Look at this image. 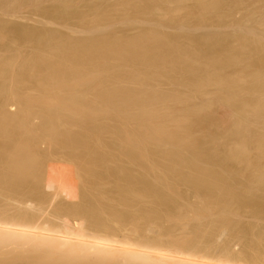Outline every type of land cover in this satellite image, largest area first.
<instances>
[{
	"label": "bare ground",
	"instance_id": "1",
	"mask_svg": "<svg viewBox=\"0 0 264 264\" xmlns=\"http://www.w3.org/2000/svg\"><path fill=\"white\" fill-rule=\"evenodd\" d=\"M31 1L29 2L38 4L37 2L40 0ZM125 1L123 2L125 3ZM127 1L129 2V0ZM172 1L178 3L177 5L179 6V8L175 6L178 9L174 11L175 15H177L176 17H181V13L177 14V12L179 10L184 12V7H188L187 5L184 6L186 3L189 1L191 3L194 2L193 4L196 5V8L194 10L188 8L182 18L186 16L195 17L200 24L209 23L213 20L220 21L219 16L211 14L221 8L229 7L226 0H148V4H153L155 8H161V6L166 7V5L169 6L170 3H174ZM245 1H247V4L249 3L251 8L253 7V4L251 5L252 0L251 2ZM257 1L259 0H253V2ZM260 2H263V0ZM263 3H260L262 5L261 11L264 10L262 9L264 7ZM22 5V0H0V9L6 13L8 11L12 12V10L16 11L15 9L20 7L23 9ZM171 6L169 7L171 8L170 10L175 8ZM255 7L257 8V6ZM162 9L166 10L167 13L168 8ZM170 10L169 14L173 15ZM209 14L210 16H208ZM168 15L167 17L170 16ZM263 15L264 11L261 12L260 19H257L259 22L264 19ZM180 17L178 19L181 21ZM172 20L174 21L175 19L172 18ZM263 21L262 23L264 24ZM175 22L177 21L175 20ZM213 22L215 23V21ZM260 25L259 27L263 26L261 22ZM248 27L246 26V28ZM16 33L17 41L31 40L44 50L56 48L61 55L63 54V56L60 55L61 57L64 58L65 56L71 58V61L73 59L78 60L77 63H84L81 59L83 54H80L81 50L78 54L77 51L72 50L74 48L71 49L68 43L53 42L56 37L52 32L42 36L40 33L38 34L26 27V29H17ZM159 34L143 32L139 38L122 36L112 40L114 41L113 43L110 42L111 40L103 38H101L102 42H100L101 39L98 40L100 43L91 40L92 42L87 44L88 55H92V59H90L94 62H102L104 59L112 60V64H114V61L122 63L124 60L142 62L143 64L145 62V67L150 70L157 66V63L160 62L162 64L163 59H160L159 52L161 48H165L170 54L167 53V56L172 57L181 65L179 68L182 72L183 82L195 87L198 90V94L206 86L226 87L229 93L227 92L225 102L235 107L234 115H232L233 112L230 114L231 111H228L229 113L226 111L224 114L220 112L222 114H220L221 117H223L214 121L207 114L210 107L200 106L197 102V105H193L196 107H189V105L194 104L191 103V101H195L191 100L193 95L187 97L190 102L187 105L191 109V111H189L190 109L187 111L188 107L179 105L180 101L185 103L187 100L182 99V96L178 97L176 95V97L174 96L176 93H172L173 104L176 102L179 107L183 106L177 112L173 105L170 107L168 104L171 101L169 95L164 97L165 94L161 95V93L158 94L156 91L155 93H144L145 89L143 90L140 87L147 80L150 72L147 71L141 74L142 72L138 73L137 70V74L131 79V83L136 86L134 93L132 91L135 97L133 99L136 103L133 101L134 106L131 109L123 106L124 104L122 106L118 105L119 112L115 110L117 105L106 97L108 98L106 103L111 101L112 104L116 105H111L112 109H115L113 111L107 109L108 112L111 110L112 113L116 111V113L126 115H121L120 119L121 117H127V119L123 118L125 122L120 120L122 122L119 123L115 133L114 148L118 149L117 151H120L121 155L117 152L116 154L120 156L111 157L112 155L110 156V154L106 155L109 160L114 161L115 165L113 167L108 165V159H104L105 157H97L99 154L94 153L96 150L93 148H90V150L92 149L94 152L88 151L89 148L87 150L86 148L84 149L83 145H88V147L90 145L87 143L83 144V140H73L74 142L71 141L73 143L70 145L68 139H65L67 140L66 143L68 142L67 146L70 145L77 151L82 148L83 152L89 156L88 159L85 155V160H87V164L89 161L90 163L85 167H82L85 165L82 163L83 165L79 167L86 179H83V175L79 176L84 183L88 181L91 187H88L90 190L92 189L98 194L93 199L89 198V194H84L80 199L82 193L79 195L80 190L77 185L79 182L77 180L80 177L77 175L78 178L75 175L76 172H73L75 169L71 166L64 167L62 166L64 164L60 165L61 163L59 165L56 162L51 164V158L49 164H45L47 160L41 155L42 153L40 154V143L43 142L42 137L45 135L43 134L44 136L41 137L42 133L35 129L33 121L36 118L44 120V127L42 125L39 131L43 130L42 127L46 129L45 133L47 131V134L45 137L47 138L49 134L53 135L52 130L58 129L56 125H54L56 129H53V124H50L51 126L48 125L52 115L55 117V115L61 114L60 111L62 110H68L72 116L87 115L89 112L91 115L101 116L104 113L103 111L102 113L100 112L101 110L98 111L101 113L99 115L96 113L97 111L91 112L93 109L90 110L88 107L87 109L81 103L76 104V101L71 100L73 98L70 97L71 99H69L60 95L65 90H75L88 80L87 78L82 81L83 75L88 74L84 76V79L89 77V75L90 77L91 75H96V70L93 69L96 64L89 61V58H85V54H83V59L89 62L87 67H85L86 63L84 64V70L86 71L87 68L88 73H82V67L75 64L74 61L68 63L69 60H60V58L56 60L58 54H53V56L56 55V57L54 56L55 58L48 57L49 59L54 58V61H52L53 59L48 60L43 54L44 51L37 50L33 54V61L42 65L43 68L38 66V64L36 65L38 66L36 71H39L37 69L41 67L44 71L39 72L46 74L48 79L37 81L33 89L39 90L43 94L31 96V93L29 94L28 92L24 97L19 95L24 107L16 116L6 114L5 109V113L1 112L2 109L0 110V264H264V224L256 225V222L254 225H243L242 222L240 223L237 220L239 219L237 218L238 216L243 217V213H240L241 210L249 207L250 209H248L251 210L255 219L264 221V197L259 198L258 195L260 194H257L259 191L253 193L256 190H252L248 186L244 190L238 189L226 177V173L218 171L219 169L203 167L204 164L202 165L201 162L204 160L213 161L214 155L206 148H202V145H200L201 137L196 132L200 124L203 125L204 130L202 131L205 134L207 128H211L215 123H218L221 127L226 125L225 129L221 128L222 136L226 137V139L223 138L221 141H225V143L227 141L226 147L224 146L226 155L232 158L237 157V159L238 157L244 159L249 157L248 147L252 146H248L249 143L256 142L264 145V132L262 131L264 129V93L259 94L260 96L262 94L261 97L255 94L258 92H256L257 89L264 88V39L260 40L259 37L258 39L254 36L260 40L259 42L250 34L248 36L241 35L242 37L238 36L235 38L237 40L236 46L229 39L230 42L227 41L228 43L224 45L227 52L225 50L226 54L224 55V52L223 56L221 55L222 53L220 56L216 55L218 50L214 51V47H212L214 44L210 43L211 46L207 48L205 45V51L201 52L194 50L196 47L193 43V50H184L188 56H185L186 54L184 53V59L183 56L177 57V55H180L179 52H183L178 47L179 45L171 42L170 39H165V35L162 37ZM99 36L101 37V35ZM215 47L217 48V45ZM250 57H254V60ZM169 58L168 60L173 61L172 58ZM79 59L81 62H79ZM249 59L253 61L252 64L249 63L251 61ZM28 61L20 59L19 65L15 69L13 58L0 57V80H5L0 83V92L3 93H0L1 103L8 101L9 95L17 93L15 90L16 86L18 87L25 83V80H22L21 77L29 72L30 64ZM134 68L131 69L133 70ZM226 69H228V72H225ZM30 74L32 75V73ZM11 77L14 79L13 81ZM80 77L82 80H79ZM9 78L10 81L7 82L8 80L6 81V79ZM111 82H105V84L109 85ZM102 86L101 89L103 88ZM29 88L32 87L30 86ZM110 90L109 92L111 93L112 90ZM114 92L116 93V91ZM65 94L67 93L65 92ZM112 95L110 94V97H113ZM194 97L196 96L194 95ZM217 99L219 98L217 97ZM106 103L103 108L109 105ZM220 107L223 109V106ZM82 108L90 111L86 110V114L84 112L85 109L83 110ZM104 111L106 112L105 109ZM88 115L93 118L90 114ZM116 115L119 116V114ZM126 120H129L128 123L130 122V125L134 124L133 128L128 123L126 124ZM72 121H74L73 118ZM214 126L212 127L216 129ZM48 130L51 133H48ZM212 132L204 137L211 142L217 141L219 134H216V136L214 135L216 131L213 132L214 134ZM69 135L68 138L71 140L72 136L69 137ZM75 135L73 137H76ZM48 138L46 139L47 142H45L44 138L45 143H48ZM166 138L174 143L173 146L176 147L177 151L169 152L163 148L161 141ZM87 139L89 140V138ZM50 140L49 138L48 144L53 142V140ZM61 141L59 142L62 144L64 139ZM48 144L45 145L49 146ZM65 144L63 143V148ZM51 145L50 147H52ZM55 145L53 149H55ZM263 145L262 154H264ZM151 146H156L154 147L155 151H153L155 155L150 151ZM44 147H42L43 150ZM63 148L61 147V149ZM65 148L64 152L67 150V147ZM73 151L71 152L72 155L74 154ZM186 152L191 153L192 156L187 157ZM51 155L53 160L54 154ZM47 158L49 159V157ZM122 158L126 161L123 162L129 163L131 167L121 164ZM246 161L249 164H247L248 166L256 167V165L253 166V161L251 163L250 159ZM141 162L144 164H139ZM138 164L145 166H143V169L142 166H138L142 170L132 167V165L137 166ZM215 164H220V162L217 161ZM72 165L74 166V163ZM257 167L255 169L256 174L251 173L250 176L253 184L249 182V185L247 182L248 184H245V186H253L256 185L254 183H258L261 186L259 188H264V165ZM81 178L80 180L82 181ZM43 182L46 185V189L51 192L48 205H46L45 201L48 199L49 195L47 192L49 193V191L45 192L46 189L44 188L47 196L42 193V188H40ZM88 183L86 182V184ZM182 185L192 188L189 189L194 191L195 197H198L194 199V202H192L193 199L192 201L190 200L191 194H188V189H186L188 192H185L183 188L180 190ZM241 188L243 189L242 186ZM262 191L264 192V190ZM253 194H257L258 197ZM59 198L62 201L63 199L66 200L68 203H55ZM77 199L83 202H77ZM234 242L242 246L240 250L234 249Z\"/></svg>",
	"mask_w": 264,
	"mask_h": 264
},
{
	"label": "rangeland",
	"instance_id": "2",
	"mask_svg": "<svg viewBox=\"0 0 264 264\" xmlns=\"http://www.w3.org/2000/svg\"><path fill=\"white\" fill-rule=\"evenodd\" d=\"M29 1H31V0H22L23 9H21V7L17 8V9H15L16 11L12 10L13 13L11 11H8L6 13V12H3V10L0 9V57L3 56V57H8V58H13L14 59V63H15V69L18 67L20 59L21 60L25 59L27 61L30 59L28 61V63L30 64L29 72L27 73V75H24V76L21 77L22 80H25V83L22 84V85H19L18 87L17 86L15 87V90L17 91V93L15 92V95H14V93L12 95H9V99H8L9 102L5 101L6 102V104H5V102L1 103V101H0V104H1L0 105V110L2 109L1 112L3 111V113L6 112V114H10V115H14V116L18 115L20 110L24 107L23 106L24 105L23 102L20 100L21 97H24V95H27L28 92H29V94L31 93V96H35V95H38V94H41V93L43 94V92L40 93L39 90L33 89L35 87L37 81L43 80V79H45V80L48 79V76L46 77V74H43V73L39 72V71H44V69L42 70V68H43L42 65H40L39 63H36L35 61H33V58H34L33 54H35L37 52V50L38 51H44L43 54H44L45 57H47L48 60L53 59L52 61H54L55 60L54 58L56 57V55H54L55 56L54 57L53 54H58L59 57L57 55L56 60H59V58H60V60L61 59L62 60H66V61L69 60L68 63L71 61L70 60L71 58H68V57H65V56H64V58L61 57V56H63V54L61 55L59 50L56 49V48L55 49L53 48V49H50V50L49 49L48 50H46V49L44 50L42 47H39L37 45V43H35L34 41H31V40H29V41L18 40L17 41V39H16L17 29H26V27H27V29H31V30L37 32L38 34L40 33V35H42V36H44V34H46V33L52 32V34L55 35V37H56L54 39L55 41H53V42L62 43V44L63 43H66V44L68 43V45L71 47V49L74 48L72 50L77 51L78 54H79V51L81 50L82 52L80 51V54H82V53L85 54L84 55L85 58H87V59L89 58L88 60L92 61V62H94V61L91 60L92 59L91 58L92 55L91 56L88 55L89 51L87 49L88 48L87 44H89L93 40H95L97 43H100V42L103 41L101 38H103V39H109V40H111L110 42L113 43L114 41H112V40L116 39L117 37H122V36H127V37H131V38H135V37L139 38V37H141L143 32L144 33L145 32L158 33V34L160 33L159 35H161L162 37L165 35V37H166V38L164 37L165 39H168V40L170 39L171 42H175L176 45H179L178 47H180L181 51H183V52H181L182 54L179 52V54L181 56L177 55V57L180 58V57L183 56L184 59H185V56H187V54H186V52L184 50L185 49H189V51H190V49L193 50V45H195V47L197 48V49L194 48V50L203 52V50L205 51V47L207 48L208 46H211V44L212 45L214 44L212 46V47H214V51L216 49L218 50V51H216L217 53L220 51V53H218V54L216 53V55L220 56V54L222 53L221 55L223 56V53L226 50L225 49L226 46H224V45H226L228 43L227 41H229V39H230V41L232 43L234 42V46L237 45V42H236L237 40H235V38H237L238 36H241V35L248 36L250 34V36H253V37L256 36V38L259 37L260 40H262V38L264 39V27H263L264 24L262 23V21L264 19L260 20L261 24L263 25L262 27H259L260 22L257 20L258 18L260 19V17L262 16V15L260 16V14H261L262 11H264V10L261 11V7H262L261 4L264 2V0H263V2H260L261 0H259L257 2H253V0H252L253 3L251 2V0H248V2L249 1L251 2V5L253 4L252 8H251V6H249V3L247 4V1H245V0L244 1L243 0H229V1L226 0L228 2L227 5H229V7L226 5L227 7L221 8V9H219L216 12L211 14V15L216 14L214 16H217V17L219 16V18H220L219 20L220 21L213 20V21H215V23L213 21H210L209 23H204V24L203 23L200 24L199 20H197V18H195V17L186 16L185 18H182V15H184V12L187 11L188 8L190 10H194L196 8V5L193 4L194 2L191 3L190 1H189L190 3L188 2V3H186L184 5V6H186V5L188 6L187 8L184 7V12L181 11V10H179L177 12V14L181 13L180 14L181 17L180 16L176 17L177 15H175V13H174L175 10H178L177 7L179 8V6L177 5L178 3H176L175 1H172L174 3H170L169 6H167V5H166V7L165 6H163V7L161 6V8L160 7L155 8V6L153 4H151V5L148 4V0H141V1L140 0H131V1L129 0V2L127 0L126 1L125 0H40L39 2H37L38 4L31 3L33 1H31V2H29ZM66 1H69V2H66ZM123 1H125V3ZM235 1L236 2L238 1L237 5H236ZM255 3H257V4L259 3V4L257 5ZM27 4H29V5H27ZM123 4H124V6H123ZM172 4H174V5H172ZM129 5H131V6L129 7ZM254 5L257 6V8ZM263 5H264V3H263ZM170 6L171 7L177 6V7L173 8L174 10L172 9L173 10L172 11V10H170L171 8H169ZM134 7H135V9H134ZM162 8H168L167 9L168 10L167 13H166V10L164 11V9H162ZM262 9H264V7ZM160 10L162 11V13H160L161 12ZM169 10L175 16L171 15V13L169 14ZM255 10H256V12L258 11L257 12L258 14L255 12ZM168 14L170 16H172V17H170ZM167 15L169 17H167ZM208 16H210V14ZM179 17H180L181 21L178 19ZM172 18L175 19L177 22H175V20L173 21ZM258 22H259V24H258ZM255 23H256L257 26L255 25ZM246 26L247 27L249 26V27L246 28ZM89 28H91L90 31H89ZM99 35H101V37ZM256 38L254 37V39H256ZM100 39H101V41L98 42V40H100ZM258 39H256V40H258ZM260 40H258V41L260 42ZM80 43H82V44H80ZM199 43H201L200 44L201 46L199 45ZM263 43H264V40H263ZM196 45H198V46H196ZM216 45H217V48L215 47ZM202 47H204V48H202ZM161 49H163V48H161ZM161 49H160V52H159V55H160L159 57H161L160 59H163L162 61L163 62L165 61L166 63L164 62V64H163V62H162V64H163L162 65L159 62V63H157L158 65L155 66L156 68L153 67L150 70L145 67L146 66V65H144L145 62L143 64L142 62L138 63V62H132V61H129V60H126V61L124 60L122 63L114 61V64H112L113 61L112 60L109 61L108 59H104L102 62L98 61L99 63L98 62H94L96 64V65H94L95 67H93V69L96 70L95 71L96 75L94 74L95 76L91 75V77H90V75H89V77L91 79L89 77H85V79H84V76H86L88 74L83 75L82 76L83 80H82L81 77H80L79 80L84 81L87 78H88V80L83 82V84L79 85L78 88H76L75 90L74 89L73 90H65L63 93H60V95L65 96V97H67L69 99L73 98L71 100H73L74 102L76 101L75 102L76 104L81 103L82 105H84V107L86 106V108L88 107V108H90V110L93 109V110H91V112L92 111L93 112L97 111L96 113L99 114V115L102 113V111L104 113H102L101 116L93 115V114L91 115V113L89 112L90 110L89 111L87 110L88 108L87 109L86 108H82L83 110L85 109L84 112L87 110L89 112L88 114H90L94 118L93 119L86 112L85 113L87 115H82L81 114L82 116H79V115L76 116V115H74L72 113L75 116L74 117V116L71 115V113L68 110H66V111L62 110L63 112L60 111L61 114H59L57 116L54 114L55 117L52 115L53 119L51 117L52 121L50 120V123H48L49 126H51L50 124H53V126L56 125L57 128L59 129V131L54 126L53 129H56L57 131L56 130H52V134L53 135L51 136L49 134V136H47V138L49 137L51 140H53L52 143L54 145L56 143L62 142L61 140H63V139H64V141H63L64 144L67 141L65 139H68V142H70V145L75 140H83V142L81 141L83 144L87 143V144L90 145L89 147H88V145H85V146L83 145L84 149L86 148V150H87L89 148L88 149V151H89L90 148H93L96 151L94 152V150L91 149L90 152L93 151L94 153H98L99 154V155L97 154L98 156L96 154H94V155H96L97 157H101V158L105 157L104 159H106V160L108 159V157L106 156L107 154H110V156L112 155L111 157L117 156L118 154H116V152L120 154V151H117L118 149L114 148V142H115V137H116L115 133L117 132L116 130L118 128L119 123L122 122L123 120H124L123 122H125V119H127V117L126 118L125 117H121V119H120L119 117L122 115V113H118V112L116 113V111H114L112 113L111 110L113 111V109L117 108L115 110L119 111L118 110L119 109L118 105L122 106L123 104H124L123 106H126L128 108L130 107V109L134 106L135 100L133 99V97H134L133 93H134V89L136 88V86L131 83L132 82L131 79H132V77L135 74H137V70H138V73L142 72L141 74H143L144 72L146 73L147 71L150 72L147 80L144 81L142 83V87H140L143 90L145 89L144 93L145 94L146 93H153V92L155 93V91H156V93H158V94L159 93H161V95L165 94V96L163 95L164 97H167L166 95H169L170 100H171L170 102H172V103L169 102L168 104H169L170 107H172L171 105H173V107H175V110H177V112H178V109H180L181 107L183 108V106L186 107V108L188 107L190 102H189V99H187V97L189 95H193V97L195 95L196 97H194V98L192 97L191 98V100H195L194 102L191 101V103H194V104L189 105V107H191L193 105H197V104L200 105V106H208V107H210L209 108V112L207 114H209V116L211 118H213L214 121H216L215 119H217V118H218L217 120H220L223 117V116L221 117V115L226 113V111L227 112L231 111L230 114H232V112H233L232 115H234L235 110H236L235 107H233V105H230L229 103L225 102L226 101L225 98L227 97V94L229 93V91H228V89L226 87H222L221 86L219 88L217 86L215 87V85H214V87H213V85H212V87L211 86H206V87L202 88L200 93L198 94V90L195 87H191V86H189V85H187V84H185L183 82L182 72H181V69L179 68V66H181V65L178 62H176V60H174L172 57L167 56V53L169 54V52H167V49L164 48L162 51H161ZM226 52H227V50H226ZM226 52L224 53V55L226 54ZM83 54L81 55V59H82V61H84V63L83 62L81 64L77 63L78 60L76 61V60H73V59H72V61H74L75 64H78V65H80L82 67L81 68V69H83L82 73H88V69L87 68H86V71L84 70L85 69L84 68V64L86 63L85 67H87V63L89 61L86 60V59L85 60L83 59L84 58ZM48 57H54V58H50L49 59ZM168 58L169 59L172 58L173 61L172 60H168ZM250 58L254 60V57H250ZM251 59H249V60H251ZM30 61H31V63H30ZM72 61H71V63H72ZM79 62H81L80 59H79ZM109 62H111V63H109ZM249 63L252 64L253 61L251 60V61H249ZM140 64H141V66H140ZM36 65L41 66L42 68L39 67V69H37L39 71H36V68H38V66H36ZM33 66L34 67L36 66V67L34 68ZM166 66H168V67H166ZM125 67H126V69H125ZM134 67H136V68H134ZM131 68H134V69L132 70ZM157 68L158 69L160 68V69L158 70ZM227 70L228 69H226L225 72H228ZM160 71H162L163 73L160 72ZM36 72H37V74H35ZM104 72H107V73H104ZM157 72H159V73H157ZM30 73H32V75ZM153 73H155V74H153ZM152 74H153V76H152ZM155 76H157L158 78L160 77V78L158 79ZM54 77L56 78V76H54ZM50 78H53V77H50ZM11 80L13 81L14 79L12 78ZM3 81H5V80L1 79L0 83L3 82ZM6 81L9 82L10 78L6 79ZM109 81L110 82L112 81L111 84H109V85L105 84V82H109ZM100 84H101V86H102V84H104V86L107 87V88L111 85L108 88L109 90L110 89L112 90V91L110 90L111 93L109 92V90L107 88H106L107 89V91H106L104 86H102L104 89L103 88L101 89ZM176 85H178V86H176ZM30 86L32 88H29ZM25 89H26V91H24ZM28 89H30V90H28ZM220 89H221V92H220ZM113 90L116 91V93ZM216 90H217V93L220 94V95H218L216 93ZM260 90H262V91H260ZM132 91H133V93H132ZM65 92L67 94H65ZM105 92H106V94H105ZM256 92L257 93H255V94H258V95L260 93H262V92L264 93V88L257 89ZM108 93H109V95H108ZM128 93H129V95H128ZM172 93L173 94L176 93V94H174V96H176V95H178V97L182 96V99H185V101L187 100L188 102L186 101L184 103V101L183 102L180 101L179 105H183V106H180V107H179L178 104H176V102H175V104H173L174 101H172V99H171V97L173 95ZM1 94H3V93H1ZM110 94H113L112 95L113 97H110ZM262 94H261V96H262ZM185 95H187V96L185 97ZM216 96L219 99H217ZM263 96H264V94H263ZM2 97H3V95H2ZM106 97H108L109 100H112L113 101L112 103L116 104L117 107L112 109V106L114 104H112L111 101H109V103H106L108 101V98H106ZM183 97H185V98H183ZM110 98H112V99H110ZM199 99H201V100H199ZM123 101H125V103L127 102L126 105H125V103H123ZM196 102H197V104H196ZM17 103H19V104H17ZM105 103L109 104V105H106L107 107L105 106V108H103ZM185 104H186V106H185ZM222 104H224V105H222ZM82 105H81V107H82ZM116 105H114V106H116ZM127 105H129V106H127ZM175 105H177V106H175ZM1 106H2V108H1ZM220 106H223V109H221L222 107H220ZM189 107L187 108V111H188V109H190ZM193 107H196V106H193ZM4 109H5V112H4ZM104 109L106 110V112L104 111ZM107 109L108 110L111 109V110L108 112ZM98 111H100L101 113H99ZM189 111H191V109ZM111 113L114 114V115L112 116ZM56 114H58V113H56ZM116 114H119V116H117ZM71 116H72L74 121H72ZM97 116L99 117V119H97L98 118ZM122 116H126V115L124 114ZM115 117H117L118 119L115 118ZM123 118H125V119H123ZM41 119L40 118H36L33 121L34 122L33 125H34L35 129L38 130L39 133H42L41 134V137H42L44 135L46 136L47 131L45 133L46 129L43 128L44 127V125H43L44 124V120H41ZM70 119H71V121H70ZM120 120H122V121H120ZM54 121H56V122H54ZM126 121H127L126 122V124H127L129 120H126ZM52 122H54V123H52ZM42 125H43V127H42L43 130H40L41 131L40 132L39 129H41ZM214 125H212V126H214L216 129H214L211 126V128L210 127L207 128L206 134H205L204 131H202V130H204L203 129V125L200 124L199 127H197V128H199L196 131V132H198L197 135L199 137H201L200 145H202V148L203 147H204V149L206 148V150H209L212 153V155H214V160L213 161L220 162V164H215V162L213 164V161L209 162V161L204 160L205 162L204 161L201 162L202 165L204 164L203 167L214 168L215 170L219 169L218 171L226 173L225 174L226 177L230 180V182L234 186L236 185V187H238V189L244 190V189H246L248 187L249 188L251 187L250 189L256 190L253 193H257L259 191L257 193V194L261 195V197H260V195H258L259 198H263L264 197V192L262 191V190H264L263 187L259 188L260 185L258 183H254L256 185L249 186L250 185L249 182H252L250 180L251 173L252 174H256L255 169H256L257 165H258L257 168H259L260 166L264 165V156H263L264 154H262L263 152L261 153V150L263 149V147H262L263 144L256 143V142L249 143L248 146L249 145H252V146L248 147L249 148V150H248L249 151L248 152V154H249L248 156L249 157L247 159H244L242 157H240V158L238 157V159H237V157L232 158L231 156L226 155L227 153L225 152L226 151L225 147H226L227 141H226V143H225V141H221V140H223V138L226 139V137L222 136V129H225L226 125H222V127L218 123H215ZM101 126H102V128H101ZM129 126H131V128H133L134 124H131V125L129 124ZM216 126H218V127H216ZM97 127H98V129L99 128L100 129L98 130ZM263 128H261V129H263ZM261 129H260V131H261ZM53 131H56V132H53ZM209 131L210 132L211 131H213V132L216 131V132H214L215 134L212 132L214 135L219 134V137L216 135L217 136V141L211 142V141H209L208 139H206L204 137L205 135L210 133ZM262 131L264 132V129ZM219 132H221V133H219ZM48 133H51V132H49V130H48ZM69 134H71V135H69ZM75 134H77L78 136L75 135ZM68 135H69V137L72 136L71 140L68 138ZM74 135L76 137H73ZM45 136L42 137V141L43 142L41 141L42 143H40V146H41L40 147V154L42 153L41 155L43 157H45L46 160H47V161L45 160L46 161L45 164L46 163L49 164L50 158H51V164L56 162V164L58 163L57 165H59V163H61L60 165L64 164V165H62L64 167L65 166L66 167H70L71 166V167H73V169H75V170H73V169L72 170H73V172H76V174L74 173L76 176L77 175L78 176L79 175L80 176L83 175V177H84L83 179H86L85 176H84V173L81 172V170L79 169V167H81L83 164H85V165H83L82 167H85V166H87L90 163V161L88 160L89 162L87 164V162H86L87 160H85V159H86V156L89 159V156L86 155L83 152V149L79 148L80 149V150L78 149L79 151H77V149L74 150V148H72V146H70V145L67 146L68 142L64 145V148H63V143L62 144L60 143L62 146L60 144H56L55 145V149H53L54 145L51 142H50V144H48L49 143V138H48V143H45V142H47V140H46L47 138ZM81 136H84L85 139H84V137H81ZM79 137H81L83 139H81ZM86 137L89 138V140ZM44 138H45V142H44ZM84 140H85V142H84ZM54 141H56V142H54ZM71 141H73V142H71ZM43 143L48 144L49 146H47V145H45ZM220 144H222V145H220ZM223 144H225V145H223ZM50 145L52 147H50ZM161 145L163 146V148L165 150H167L169 152L177 151L176 147L173 146L174 143H172V141L167 139V138L163 139L161 141ZM56 146H57V148H56ZM42 147H44V150H45V148H47L46 149L47 151L46 150L44 151L42 149ZM58 147L60 149L62 147L63 149H61V151H60V149ZM65 147H67V150H66L67 154H66V152H64L65 151L64 149H66ZM154 147H156V146H151L150 147V151L152 152V154H154L153 151H155ZM70 149H73L74 151L70 150ZM41 150L44 151V152H42ZM72 151L74 153L73 155L71 153ZM51 154H54L53 155L54 156L53 157L54 161L52 160V155ZM186 154H187V157L192 156V154L189 153V152H186ZM120 155H118V156H120ZM47 157H49V159ZM57 158H59V159H57ZM249 159H250L251 163L253 161L252 164H253V166L256 165V167L248 166L249 164L247 163L246 160H249ZM121 160H122L121 164L123 163L124 166L131 167V165L129 163H124L126 161L123 160V158ZM84 161H85V163H84ZM208 162H209V164H208ZM73 163H74V166L72 165ZM107 163H108V165L110 167H113L115 165L114 161L109 160V159L107 160ZM139 164H144V163L141 162ZM139 164L137 166H135V165L133 166L132 165V167L139 169V167L142 166V165H139ZM75 165H76V167H75ZM143 166H145V165H143ZM143 166H142V169H143ZM98 169H99V167H98ZM142 169L140 168L139 170H142ZM78 172H79V174H78ZM244 173H245V175H244ZM248 174H249V176H248ZM247 176H248V178H247ZM80 178L77 180V182L79 181L78 182L79 184L77 183V185L79 186L78 188L80 190L79 195L82 193L80 195L81 196L80 199L82 198V196L84 194H86V195L89 194L88 195L89 198H92V199L97 197L98 192L95 193L94 190H92V189L90 190L91 187H90L88 181H86L88 183V184H86V182L84 183L83 179L81 178L82 179V181H81ZM247 182L249 183V185L245 186V184H248ZM44 184L45 183L43 182L40 188H42L41 191H42V193H44V195H47V194L49 195V196L47 195L48 196V199H46L47 202L45 201V203H47L46 205H48V201L51 198V192L48 189H46V185H44ZM252 184H253V182H252ZM86 185H87V187H86ZM241 186L243 187V189L241 188ZM88 187H90V188H88ZM180 187H181L180 190H182V188H183V190H185V192L187 191L186 189H188L189 192L188 191L187 192H188V194H191L190 195V198H191L190 200L192 201V199H193L192 202H194V199L198 198V197L194 196L195 195L194 191L190 190V189H192L190 186L182 185ZM86 188H87V190H86ZM44 190H45V192L49 191V193L47 192V194H45ZM257 194L256 195L253 194V195L257 196ZM78 201L81 202V203L83 202V201L77 199V202ZM195 202H196V200H195ZM55 203L67 204L68 202H66V200H64V199L62 201V199L59 198ZM46 205H44V206H46ZM246 208L248 210L247 213H246ZM248 208L249 207H245L243 210H241L240 213L241 214L243 213V217L242 216H238L237 218H239V219H237V220H239L240 223L242 222L243 225H251V224L254 225L256 222H257L256 225H261V223L264 224L263 220H262L263 221L262 222L261 220L255 219V217L252 215L251 210H249L250 208L249 209ZM244 215H245V217H244ZM221 239H223V238H221ZM221 239H220V241H221ZM233 245H234L233 247H235L234 249H236L237 251L240 250L241 247H242L240 244H238V243L236 244L235 242L233 243Z\"/></svg>",
	"mask_w": 264,
	"mask_h": 264
}]
</instances>
